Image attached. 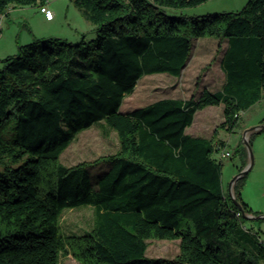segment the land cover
<instances>
[{"label":"trees","instance_id":"1","mask_svg":"<svg viewBox=\"0 0 264 264\" xmlns=\"http://www.w3.org/2000/svg\"><path fill=\"white\" fill-rule=\"evenodd\" d=\"M47 1L0 0V16ZM71 1L96 26L94 39H34L0 60V264H60L70 255L80 264H264L262 237L222 185L216 155L227 144L186 134L197 112L216 106L223 122L215 132L232 133L240 113L264 99V0L207 16L167 10L210 0ZM203 38L227 40L220 90L120 112L144 77L179 78ZM101 123L116 135V154L64 166L77 136ZM96 164L108 168L94 183ZM247 175L234 198L257 216L240 195ZM87 207L90 229L64 236L63 214ZM152 240H179L178 255L148 257Z\"/></svg>","mask_w":264,"mask_h":264},{"label":"rangeland","instance_id":"2","mask_svg":"<svg viewBox=\"0 0 264 264\" xmlns=\"http://www.w3.org/2000/svg\"><path fill=\"white\" fill-rule=\"evenodd\" d=\"M51 2V11L56 15L55 20L46 23L36 19L27 20V17L32 12L39 13L38 6L20 7L16 6L15 12L12 13L9 29H4L0 37V52L10 48V46L27 45L34 39L42 38H58L64 39L70 43L79 42L81 39L90 41L96 37V26L87 21L82 15L80 9L71 0H49ZM248 0H210L202 5L194 8L184 10H167L169 15H186V16H207L223 12H238L241 11L246 5ZM21 14H25L20 16ZM23 17L25 20H23ZM32 38L31 42L27 39ZM27 38V39H26ZM227 47L226 43L221 44V41L215 38H203L193 41L192 51L187 62L185 69L179 78L170 76L168 74H157L146 76L141 79L135 89L133 95L128 96L123 101L120 108L121 113H127L156 101L165 98L174 99H189L192 96L198 97L204 88H210L212 79L216 81L214 91L218 89L219 76L221 72L219 69L220 54ZM219 50L221 52H219ZM17 53V52H16ZM14 55V54H9ZM1 60V59H0ZM3 64L0 62V69ZM211 75V79H208ZM261 109H253L250 112H243L242 122L247 124L251 118L257 117V113H262L264 103ZM211 109H204L196 113L193 128L202 127V122L206 114L210 113ZM219 112V111H217ZM218 118L216 117L215 123L209 125L207 132H201L200 137H210L213 126L216 128ZM14 120L10 121L3 132L6 138L11 137L13 134ZM192 127L187 128V134H190ZM219 138L223 140H230L228 150L231 155L234 153V143H239V136L236 134L229 135L225 130L219 129ZM251 133L247 134L246 139L250 141ZM118 140L115 133L110 132L103 124H98L81 134L69 146V148L61 155L60 161L66 167H74L79 164H93L94 161L102 157L112 156L118 150ZM252 149V146H251ZM252 156L254 162V153L252 149ZM219 159V158H218ZM222 162L221 181L225 191L229 190V184L232 179L237 175L233 160L231 158L219 159ZM108 168L105 164H96L90 168L93 182ZM251 174V175H250ZM254 169L248 174L253 178ZM246 179V181H247ZM264 190V186H263ZM249 195H256L254 189L248 190ZM259 193L257 192V195ZM264 196V191H263ZM263 200L257 198L256 200ZM93 222V209L78 208L75 210L66 211L61 220V232L64 236L71 234H82L88 231ZM248 227H252L254 231L264 239V223L258 220L246 222ZM148 249L146 255L150 258H164L172 259L179 253V240L166 241V240H152L148 241ZM60 264H80L71 255L62 257Z\"/></svg>","mask_w":264,"mask_h":264},{"label":"crops","instance_id":"3","mask_svg":"<svg viewBox=\"0 0 264 264\" xmlns=\"http://www.w3.org/2000/svg\"><path fill=\"white\" fill-rule=\"evenodd\" d=\"M43 6H46L47 9L51 11V2L49 0ZM15 7L16 6H14V5L9 6V8L2 15V17H0V37L2 36V32L4 29L10 28L9 22H11V20H13V19H11L10 15L13 12L17 13V14L19 13V12H15L16 11ZM41 7L42 6L37 7L39 9L38 10L39 13L36 11L32 12V14L29 13L27 20L36 19V20L46 22V23H50V22L54 21L56 15L51 11L54 15V18L51 21L46 20L44 15L40 11ZM23 15H25V14H21L20 16H23ZM23 20H25L24 17H23ZM31 39L32 38L28 37L27 40L31 42L32 41ZM224 43H226L225 40L221 42V44H224ZM18 46H19L18 44L17 45L14 44V46H13V43H12V46H10V48L7 47L6 50H4L3 52H0V59H4L7 56H11L9 54H16V52H18ZM226 50H227V47H224V50L220 54L219 69L221 72V76H219V79H218L220 84H218V89H215L214 91L220 90L224 84V81H225V75L221 69V62L223 60V57L225 55ZM219 52H221V51L219 50ZM207 77H209L208 79H211V75H208ZM211 81H212V85L209 88L210 91L213 90L212 88H215V86L217 85L216 81L214 79H212ZM165 99H167V98H165ZM263 103H264V99L259 101L255 105H253L246 112H250L253 109H261L262 108L261 105ZM206 109H211L212 111L210 113L206 114V116L204 117L203 122H202V127L193 128L192 127L193 124H192L190 126V127H192L190 130V134H188V135L193 136V137H200L199 134L201 132H203V133L207 132L209 129V125H212L213 123H215L216 117L218 118L217 126H219L223 122V106L208 107ZM217 111H219V112H217ZM195 116H196V114H195ZM194 119H195V117H194ZM240 119H241V121H240L239 127L234 132L229 133V135H231V134L235 135L236 134L237 136H239V139H240L239 143H234L235 144L234 149H233L234 153L232 154L233 160H235V162H236L234 164L236 172H239L241 167H243V166L246 167L249 164V152L242 142L243 133L248 128L259 126V125L263 124V122H264V109H263L262 113H259V114L257 113V117H254V118L252 117L251 121H249L247 124H244L242 122L243 112L240 113ZM193 123H194V121H193ZM215 131H216V127L213 126L212 131H211V136L210 137H203V138L210 139L212 136L215 135L216 140L224 141L227 144V146H229L230 140L229 139L223 140V139L219 138V136H220L219 132L220 131H218L217 133ZM186 134H187V132H186ZM250 138H251L250 139L251 140V146H252L253 153H254V162H253L252 168L250 169L248 174L251 172L252 169H254V174H253V178H251V176H249L247 179V177H246L247 181L245 179V182L242 185L241 190H240V195H241L243 203L249 208V210H251L252 213H254L256 215H262V214H264V196H263V191H264L263 190V186H264V129L251 133ZM232 155H231V157H232ZM249 189H250V191H251V189H254L256 195H249V193H248ZM226 192L231 193L230 187H229V190ZM257 192L259 193L258 195H257ZM257 198H262L263 200H261V199L256 200ZM261 222L264 223V221H261Z\"/></svg>","mask_w":264,"mask_h":264},{"label":"water","instance_id":"4","mask_svg":"<svg viewBox=\"0 0 264 264\" xmlns=\"http://www.w3.org/2000/svg\"><path fill=\"white\" fill-rule=\"evenodd\" d=\"M262 129H264V123L261 124V125H259V126H255V127L248 128L247 130L244 131V133H243V137H242V142H243L244 146L246 147V149H247L248 152H249V164H248V165H247L242 171H240V172H239V173H238V174L232 179V181H231L230 184H229L230 191H231L230 195H231V198H232L234 204H235V205L237 206V208L239 209L241 216H242L245 220H248V221H252V220H253V221H254V220H258V221H260V220L264 219V214H262V215H257V216H253V215H251V214H247V213L245 212V210L242 208V205H241L239 202H237V201L235 200V198H234L233 185H234V183L236 182V180H238L239 178H241V177H243L244 175H246V174L250 171V169L252 168V164H253L252 149H251V145H250L249 141L246 139V135H247L248 133H253V132H255V131L262 130Z\"/></svg>","mask_w":264,"mask_h":264},{"label":"built area","instance_id":"5","mask_svg":"<svg viewBox=\"0 0 264 264\" xmlns=\"http://www.w3.org/2000/svg\"><path fill=\"white\" fill-rule=\"evenodd\" d=\"M40 11L44 15V17H45L46 20L51 21L54 18L53 13L50 10H48L46 6H42L40 8ZM0 17H2V15ZM230 157H231V153L228 150H226V148L221 149L220 152L216 155V158L217 159L219 158L220 160L221 159H224V158H230ZM242 228L245 231H248V227L242 226ZM259 242L264 246V239L263 238H260L259 239Z\"/></svg>","mask_w":264,"mask_h":264},{"label":"bare ground","instance_id":"6","mask_svg":"<svg viewBox=\"0 0 264 264\" xmlns=\"http://www.w3.org/2000/svg\"><path fill=\"white\" fill-rule=\"evenodd\" d=\"M246 137H247V135H246Z\"/></svg>","mask_w":264,"mask_h":264}]
</instances>
